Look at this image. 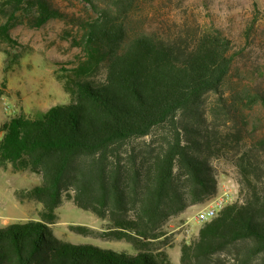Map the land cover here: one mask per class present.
Wrapping results in <instances>:
<instances>
[{
    "label": "trees",
    "instance_id": "1",
    "mask_svg": "<svg viewBox=\"0 0 264 264\" xmlns=\"http://www.w3.org/2000/svg\"><path fill=\"white\" fill-rule=\"evenodd\" d=\"M132 5L116 0L82 21L84 58L64 81L71 101L1 123L0 167L38 174L17 197L43 208L40 219L0 227V264H264V135L246 142L221 127L240 103L264 109V91L225 95L238 54L221 29L205 28L187 44L132 36ZM0 17V41L13 45L17 24L42 27L63 14L48 0H0ZM210 93L212 121L203 109ZM214 159L236 169L238 197L181 243L174 262L159 246L161 224L217 194ZM63 198L105 221L103 234L131 250L55 237L50 223Z\"/></svg>",
    "mask_w": 264,
    "mask_h": 264
},
{
    "label": "rangeland",
    "instance_id": "2",
    "mask_svg": "<svg viewBox=\"0 0 264 264\" xmlns=\"http://www.w3.org/2000/svg\"><path fill=\"white\" fill-rule=\"evenodd\" d=\"M48 1L62 12V18L50 19L42 27H33L22 18L26 22L11 29L15 43L9 45L0 41V125L14 113L39 117L51 106L71 101L64 81L84 58L82 47L77 44L83 34L82 21L97 16L98 9L116 0ZM132 1L126 20L130 35L154 32L167 41L187 44L203 29L217 27L233 40L238 54L225 95L229 98L242 88L252 93L264 91V12L258 0ZM3 20L0 17V22ZM98 76L101 78L103 71L100 70ZM216 98L217 95L210 93L203 105L208 121L213 120L211 107ZM235 114L234 120L222 117L223 129H236L246 142L264 135V109L260 104L246 108L240 103ZM214 164L219 170L217 194L231 188L238 197V173L234 166L223 159H214ZM40 180L38 174L30 171L15 172L10 167H0V227L40 219L42 203L20 201L17 197V191L30 188ZM211 197L163 220L161 229L165 235L159 239V246L169 252L174 262H179L181 243L194 238L203 224L193 216L209 204ZM55 214L50 226L55 237L62 241L131 250L126 241L103 234L107 227L105 221L66 198L58 204ZM71 225L86 226L94 231L78 233Z\"/></svg>",
    "mask_w": 264,
    "mask_h": 264
},
{
    "label": "built area",
    "instance_id": "3",
    "mask_svg": "<svg viewBox=\"0 0 264 264\" xmlns=\"http://www.w3.org/2000/svg\"><path fill=\"white\" fill-rule=\"evenodd\" d=\"M258 1L264 7V0ZM236 197L237 194L235 190L231 188L225 189L222 193L212 196L209 200V204L205 208L198 210L194 214L193 219L200 223L209 221L211 218L215 217L226 204L233 202ZM189 230L190 229H187V231Z\"/></svg>",
    "mask_w": 264,
    "mask_h": 264
}]
</instances>
